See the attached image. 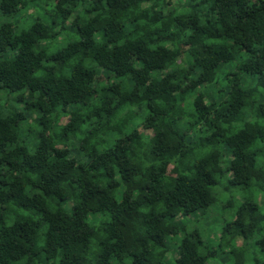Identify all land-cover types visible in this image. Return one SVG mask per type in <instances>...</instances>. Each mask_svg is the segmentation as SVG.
<instances>
[{"label": "trees", "instance_id": "obj_1", "mask_svg": "<svg viewBox=\"0 0 264 264\" xmlns=\"http://www.w3.org/2000/svg\"><path fill=\"white\" fill-rule=\"evenodd\" d=\"M36 1L0 0V15L3 18L18 17L27 5ZM83 2L58 0L51 19H48L50 27H46L40 17L27 26L19 21L0 23V55L16 52L12 58L0 57V88L13 93H23L27 89L30 101L24 99L25 108L38 112L42 126L40 139L31 149L20 136V125L27 114H5L0 109V264H55L57 257H61L59 264H93L89 255L96 257L95 264H163V260H154L153 247L168 248L169 240L182 234L175 264H208L216 251L206 248L199 230L188 232L187 225L180 218L204 215L216 203L214 189L220 182L213 178V173L205 167L202 171L197 170L195 177L175 175L176 165L168 163L150 170L145 180L133 160L126 159L123 152L119 157L112 154L115 149L105 153H99L97 149L96 159L87 157L88 162L81 163L80 155L88 149L76 127L78 116L70 110L77 105L87 108L86 101L91 97L101 98L107 106L118 107L115 101L126 97L125 89L129 84L133 98L142 100L147 94L161 97L163 107L169 103L175 105L177 99L171 96L173 89L179 90L180 96L184 97L198 86L214 85L211 83L213 73L238 59L233 55L234 48L248 57L242 66V74L258 84L264 93V55L258 47L259 41L238 43L225 31L228 19L243 23L253 20L255 13L241 15L238 3L236 8L239 11L231 12L234 0H215V6L207 11L204 5L209 0H202L194 6L193 0H187L188 14L177 17L174 12L170 13L171 23L161 24L162 14L152 17L154 23L161 24L160 30L152 33L160 45L154 51L145 46L143 39L137 38L139 34L131 35L132 23L121 22L119 14L126 7L121 0H108L109 13L117 15L105 23L103 37L97 41L98 28L85 26L78 15L73 18V11L78 3ZM99 11V7H92L85 10V14L93 15ZM216 16L219 19L213 23ZM96 23L94 20L93 24ZM172 27L189 33L185 41L176 45L175 51L164 46L174 44L175 32L166 36L160 34L170 32ZM56 28L60 31L53 33ZM65 33L73 42L45 57L38 45L58 40ZM125 36L128 39H124ZM201 37L206 39L197 51ZM80 56L83 59L79 63H70ZM191 56L200 58L193 60L194 66L187 72L198 79L180 89L181 68L178 63ZM89 58L95 67L88 64ZM170 62L176 63L177 67L166 70ZM133 63L140 67H134ZM65 67L69 68L70 79L63 73ZM40 71L43 76L37 75ZM238 79L235 73L234 79L229 81L236 84ZM187 80L188 76H185L184 82ZM235 91L240 96L244 89L236 88ZM199 95L201 99L194 105L195 110L199 113L203 108L211 115L208 110L215 105H205L204 94ZM227 97L220 103L223 110L218 109L223 125L244 118L245 101H233L231 92ZM57 108L60 109L58 114ZM146 108L149 113L158 110L151 104ZM98 111L109 116L104 107ZM256 113L259 118H264V104ZM62 117L69 118V122L61 125L58 133L56 128ZM146 124L153 131L151 137L157 143L155 158L159 160L167 155L170 146L155 120ZM216 127L219 132H213L212 137L203 135L201 140L216 138L225 142V127L221 123ZM73 132L81 141L77 155L68 145ZM140 134L137 131L133 135L139 138ZM251 136V132L241 129L238 136L224 143L232 156L228 161L232 167L227 172L235 177L229 179V184L242 190L254 187L253 176L248 173L255 175L253 170L261 161L258 153L264 151V147L250 153L247 151L252 143ZM137 177L141 180L138 181ZM165 179L168 184L163 183ZM256 186L264 192V182L259 178ZM120 188H123L121 194ZM262 221L264 215H261L258 202L246 200L239 206L234 220L223 227L219 248L229 249L236 264H245V257L238 254L239 249L244 248L253 235L264 232V229L257 231ZM239 238L243 244L237 247L235 242ZM256 246L264 254V239L256 241ZM254 264L261 262L256 260Z\"/></svg>", "mask_w": 264, "mask_h": 264}, {"label": "clouds", "instance_id": "obj_2", "mask_svg": "<svg viewBox=\"0 0 264 264\" xmlns=\"http://www.w3.org/2000/svg\"><path fill=\"white\" fill-rule=\"evenodd\" d=\"M202 0H193V6L195 4L201 3ZM108 0H84L83 3H78V6L73 11V18L77 15L82 17V23L85 26L92 25L93 28H98L99 34L96 35L97 41L103 37V27L105 23L116 18V13H109L107 8ZM239 4L240 10H242L241 15L248 12L255 13L254 19L251 21H245L240 23L239 21L228 19V27L225 31H228L230 35L233 36L237 42H255L259 41L258 47L261 50V54L264 55V0H234L232 3L230 11L235 13L239 11L236 8V4ZM121 4L126 6L125 11L122 14H119L121 17V22L132 23V36H137L139 39H143L146 47H151L154 51L158 50L159 42L156 40V37L152 35L153 32L159 31L161 24L171 23L170 13H175V16L179 17L182 15V12L179 8L173 9L169 8L164 0H150V2H145V0H121ZM215 6V0H209L207 5H204V10ZM55 5H53V8ZM92 7H99L100 11L93 15H86L85 10L91 9ZM53 9H49L52 11ZM162 14L161 24L154 23L152 20L153 16ZM187 12H184L183 15H187ZM199 15V13H195ZM147 17V18H145ZM55 18V13L53 14ZM219 17L216 16L213 23H216ZM96 20L97 23L93 24V21ZM35 23V21H30ZM42 23L46 27H50V21L47 17H44ZM220 27L219 24L216 25ZM240 29H245V32H241ZM258 30V33H257ZM60 28L52 30L53 33L59 32ZM172 32L176 34V41L173 45H164L165 47H172L175 51L176 45L185 41L189 35L187 30H180L175 27H172L170 32H161L162 36L171 35ZM19 35V32H17ZM68 35L65 33L58 40L54 41H44L40 43L39 49L45 57L52 56L58 50L67 48L69 43H72L73 40H65L64 36ZM74 39V38H73ZM124 39H128L127 36ZM205 37H201L200 44L197 46V51L200 50L203 43L205 42ZM212 43V41H207ZM107 43V41H105ZM220 43V42H217ZM233 55L238 56L236 61V67L230 69L237 73L238 82L232 84L230 81H224L222 74L224 71L223 66L219 67L215 73H213L211 83L218 85L219 89L224 93H232L233 101H238L243 99L245 101L244 108V118L237 123H229L223 125L222 121L219 119V112L223 109L220 105H215L210 108L206 113L203 108L197 113L194 105L197 104V101L201 99V93L206 91L205 87H196L194 91L188 92L184 97H181L179 90L173 89L171 96L177 99L175 105L169 103L167 107L161 106L163 104V99L159 96L150 97L147 94L144 99L133 98L131 95L132 86L129 84L125 89L126 97L117 98L115 104L118 107H111L104 104L101 98L91 97L86 103L88 104L87 108L77 105V107L72 108L70 111L76 113L78 116L77 119V130L84 137L86 144L84 147L88 149L87 152L81 153L80 162L86 163L87 157L91 159L97 158V152L99 153L111 152L115 149V152L112 154L119 157L120 153L123 152L126 159L133 160L135 166L139 168V171L142 173L143 177L146 180L147 175L150 170L155 169L157 166L164 167L168 163H174L176 165L175 175L188 174L195 177L197 170H203L207 167L209 171L213 173V178L219 181L221 184L224 183V178L226 174L227 179H235L232 173L227 172V169L232 167L229 160L232 159L231 152H229L225 147L224 143L227 140H232L239 135L241 129L246 130V132H251L252 136L249 139L252 141L251 146L247 148V151H251L261 148V140H264V118H257L254 113L258 112L260 105L264 104V93L261 92L260 86L256 83L251 82L248 77L242 74V66L247 62L248 57L243 56L242 52H239L238 49H233ZM200 57L191 56L186 57V63L179 65L181 72L179 73V87L180 89H185L188 85H192L197 76H190L187 72L189 67L194 66L193 60L199 59ZM83 59V56L73 59L70 63L76 64ZM11 61H9L10 63ZM43 62V61H42ZM88 64L92 67H95L94 61L89 58ZM133 66L139 68L140 65L133 63ZM177 67L176 63L169 64L168 69ZM63 73L66 78H71L69 76V68L65 67ZM37 75L43 76L42 71L38 72ZM188 76L187 83L184 82V77ZM127 79H131L128 77ZM92 87H96L93 85ZM243 88L244 92L237 96L235 89ZM24 96H28L27 89L22 93ZM3 95L7 98L9 105L12 103L11 96L5 92ZM21 95V93H17ZM71 99V97H68ZM210 96H205L203 98V103L206 105L209 102ZM227 99V95L222 97ZM35 99L34 97L32 98ZM256 102V103H253ZM151 104L154 108L158 110L155 113H149L147 111L146 105ZM104 107L105 111L109 113V116L105 117L104 113L98 111V108ZM60 111L59 108L56 109L58 114ZM167 113V115H163ZM35 115V113L33 114ZM96 117H100L99 120ZM152 120L156 121V125L159 128V131L165 133V139L167 144L170 146V150L167 152V155L163 156L159 160L155 158V149L157 148V143L154 137L146 136L143 133L140 134L139 138L133 135L137 132L142 125L150 123ZM182 120V122H181ZM189 122H191V127H188ZM218 123H221L225 127L226 131L224 135L226 137L225 142H221L216 138L210 139L208 141L201 140V136L207 135L209 137L213 136V132H219L220 129L216 127ZM59 133V129H57ZM259 132L260 135H256ZM91 133V135H89ZM185 133L187 136L185 137ZM75 132L72 133L71 139L74 140L73 150L74 152L79 151L81 146V141L75 140ZM180 137H185L183 141L180 140ZM254 137V139H253ZM33 140L35 138L33 137ZM235 150V149H233ZM261 157L260 163L257 165L256 169L253 172H249L248 175L253 176V186L255 187L256 180L259 178L261 182H264V151L258 153ZM183 157V158H182ZM71 159V157H69ZM116 179H119L117 176ZM137 180H141V177H137ZM164 184H168V180L163 181ZM161 208L163 206L161 205ZM239 210V206L232 210V216L235 217V213ZM261 215H264V205L261 207ZM214 219H219L218 216ZM206 223H211L207 221ZM224 222L221 221V227H223ZM260 229H264V221L259 225ZM193 229L191 226L188 228V232H191ZM182 234V233H181ZM183 235V234H182ZM264 239V232L260 234L253 235L248 241L244 248L239 249V255L245 257V264H254L256 260H259L261 264H264V254L260 252V249L256 247V241ZM177 242L175 238L173 239L171 245L168 248H159L153 247V258L155 261L164 260L165 264L167 261L172 259L173 255H178L174 251L173 246ZM95 251V250H93ZM203 255V250H201ZM61 257H57L55 264H59ZM89 259L95 264L96 257L89 255ZM52 264V262H50ZM230 264H236L235 261H231Z\"/></svg>", "mask_w": 264, "mask_h": 264}, {"label": "rangeland", "instance_id": "obj_3", "mask_svg": "<svg viewBox=\"0 0 264 264\" xmlns=\"http://www.w3.org/2000/svg\"><path fill=\"white\" fill-rule=\"evenodd\" d=\"M57 1L58 0H38L34 3H30V5H27V7L21 12L18 17L3 18L0 15V23H4L7 21H19L21 22L19 24L27 26L30 25V21H34L38 17L42 19H44V17L51 19V14L55 10V7L53 8V5L56 6ZM164 2L169 8H173L174 10L179 8L182 13L187 12L189 10V6H187V0H164ZM49 9L53 10L49 11ZM64 39L68 40V37L64 36ZM15 56L16 52L14 51H8L7 53L0 55L1 58H12ZM185 58L186 57H184V59H180L178 65L186 63ZM236 61L237 59L234 60L230 65H225L223 67L224 71L222 74V78L224 81H229V79L232 81V79H234V75L236 72L230 71V69L237 66ZM160 75L161 74H159V76ZM201 87L206 88V91L202 94H204V96L211 97L209 99L208 104L211 103L214 105H220V103L224 101L222 97L227 95V93H224L222 90L219 89L218 85H205ZM5 92H7L11 96V105H9V103L7 102V98L3 95V93ZM20 96H22L23 99H20ZM24 99L25 101H30L29 95L24 96L22 93L21 95H17V93L9 92L8 90L0 88V109L5 114H27V118L23 122H21L20 125V136L23 142L28 144L31 149H34L40 139V132L42 126L39 124L38 121V112L35 110H27L25 108ZM34 113L35 115H33ZM254 115L259 118L257 113H254ZM68 122L69 118L62 117L58 128H56V132L61 125H65ZM189 123L191 124V122ZM138 131L145 134L146 136H151L153 134V131L147 126V124L142 125ZM33 137L35 138V140H33ZM75 140H79V138L75 137ZM73 144L74 140L70 139L68 145L69 148L74 152ZM261 145L262 147H264V143H262ZM73 154L77 155L78 153L74 152ZM122 191L123 188H120L119 194H121ZM214 195L216 197V203L204 215H194L192 217L187 218L182 217L180 218V221L184 222L187 225V228L191 226L193 229L191 232H193L194 230H199L201 232L204 242L206 243V248H211V251H216V254L210 258L208 264H230V262L234 260L231 255H229V249L219 248L223 227H225V225L234 220L232 216V210L237 206H240L246 200L253 199L254 201L258 202V204L262 207V205H264V192L263 189L257 186L248 190H242L240 187L231 186L229 184V179L224 178V183H220V185L214 189ZM119 196L120 195H118V198H120ZM68 209L70 210V206H68ZM216 216H218L219 219H214V217ZM96 217L103 218L102 215H97ZM105 219L108 218L105 217ZM207 221H211V223H206ZM221 221L224 222L223 227H221ZM182 238L183 235L175 237L177 244L174 245L173 248L176 253H178V245ZM173 239L174 238L169 240L168 247L171 245ZM242 244L243 240L240 238L235 242V246L237 247L241 246ZM177 256L178 255H173L172 259L170 261H167V264H175V258ZM163 264H165L164 260Z\"/></svg>", "mask_w": 264, "mask_h": 264}]
</instances>
